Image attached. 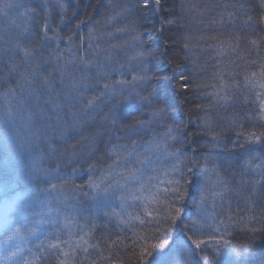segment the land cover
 <instances>
[{"label":"trees","instance_id":"obj_1","mask_svg":"<svg viewBox=\"0 0 264 264\" xmlns=\"http://www.w3.org/2000/svg\"><path fill=\"white\" fill-rule=\"evenodd\" d=\"M4 2L15 0H0V6ZM63 2L69 4L71 12V0ZM132 2L133 0H80L81 6L76 15L71 16L69 12L70 19L64 32L62 26L59 29L60 36L66 35V39L64 37L52 42L45 55L59 43L60 51L65 57L89 58V32L92 33L93 45H119L117 58L122 63L127 61L125 51L131 55L133 49L143 47L149 53V75L154 76L152 86L163 88L167 94V114L163 120L152 123L144 133L132 139L138 141L141 146L138 151L143 152V146L149 140L163 144L170 129V135L176 139L167 140L168 151L181 154V171L174 173L172 159L163 149H159L149 153L150 163L141 180L127 185L128 198L124 201L120 199L121 192L125 191L123 189L97 200H92L91 194L88 197L82 195V191H89L87 188L73 191L71 183L63 189L49 192V177L36 171L37 165L47 168L48 164H41L39 157L30 156L15 141L6 146L0 137V205L9 204L17 196H28L30 204L35 205L31 207L35 212L39 209L44 212L59 209V214L53 212V216L49 217L52 218L50 222L30 240L31 252L25 257L32 264H59V260L64 257L58 250L48 248L47 240L54 241V237L59 235L61 240L74 243L83 234V226L85 231H89V242L99 244L100 252L111 260L104 259L97 251L89 248L87 253L77 250L73 264H91L93 260L98 264H157L162 254L169 258L171 264H176L185 251L181 245H191L188 239L192 235L188 230L191 227L189 217L195 214L194 197L195 202H199L198 188L206 185L210 191L204 208L209 217L207 223L212 227L205 226L199 234V239L206 242L201 246L204 249L201 255L214 259L216 264H223L226 255L233 264H264V232L249 231L251 228H264V195H261L264 192V173L260 169L253 170L255 163L260 162L259 159L253 162V168L245 167L252 157H260L264 148L250 146L251 152L247 147L237 148L230 157L231 164H226L223 159L229 153L221 151L224 146L233 147L232 141L237 139V130L264 131V127H261L264 120L260 119L264 115L260 111L261 104H264V88L260 87L264 84V79L261 78L264 70V44L254 47L249 42L264 36V21L261 20L264 17V0H161L159 7L155 5V0H149L147 8L141 3L134 16H126L121 11L122 6ZM232 5L237 7L234 9ZM9 11L15 16L14 10ZM228 11H235L237 15L228 20ZM221 15L226 18L224 24L210 23L213 18L219 20ZM248 16L255 22V32L244 23ZM131 19L136 21L135 31H116L126 29ZM2 20L3 17L0 16V21ZM81 20L85 23L75 31L73 42H68L69 33L66 31L69 26L74 28ZM51 34L50 32L49 35ZM234 35L241 37L235 51L228 47V43H237L233 39ZM135 37L139 39H134ZM81 38L85 45L83 49L79 47ZM185 43H188L187 48L184 47ZM221 48L224 49L223 52ZM170 69L175 70V79ZM181 74L186 79L180 80ZM224 85L229 87L224 88ZM7 86L15 87L16 80L10 78L5 87H0V114L4 111L2 94ZM217 92L221 96L227 95L228 100L218 102ZM206 120L211 122L214 131L205 126ZM233 120L237 124L230 127ZM240 124L244 126L243 129L239 128ZM2 127L4 125L0 119V128ZM94 131V127H89L83 130V134L89 136ZM214 134L218 137L217 141L212 140ZM110 135L112 144L131 143L126 138L117 141L118 135L123 136L118 130ZM108 138L109 134H105L101 147L108 143ZM239 139L242 140L243 137ZM206 158L208 168H212L214 162L221 165L216 174L206 173L201 167ZM80 163L65 159L61 162L60 171L62 174H71L73 167L80 168ZM97 171L99 172V166ZM217 174L228 182L231 189L224 199L213 197L212 194L218 190L214 187ZM113 179L119 180L120 177L114 176ZM175 179H180L187 193L183 200L170 191L174 185L168 182ZM256 180L260 183L254 185L253 181ZM86 183L87 173L77 172L75 184ZM141 183L145 186L143 189L140 188ZM253 187L255 194L251 192ZM165 188L169 189L167 193ZM149 190L159 193V203L149 206L150 210L158 211H153L152 217H145L142 210L144 201L133 199L132 194L148 195ZM174 207L181 208L182 214L173 221L169 216V208ZM137 215L145 219L144 225L130 219ZM229 215L233 220L228 222L225 232L219 221H227ZM129 220L130 223L121 222ZM26 224L27 231L33 227L31 219ZM216 227H219V231L215 230ZM225 240L230 242V249L224 247ZM41 241H45L43 246ZM152 244L157 247H150ZM218 245L220 256H216L215 252ZM240 245H245L247 250H242L241 257L237 259L232 253ZM61 248L69 250L64 243ZM199 264L205 262L201 260Z\"/></svg>","mask_w":264,"mask_h":264},{"label":"snow or ice","instance_id":"obj_2","mask_svg":"<svg viewBox=\"0 0 264 264\" xmlns=\"http://www.w3.org/2000/svg\"><path fill=\"white\" fill-rule=\"evenodd\" d=\"M141 3L147 8L149 0H133L132 3L122 6L121 11L126 16H134L135 10ZM160 4L161 0H155L157 7ZM71 6L73 9L71 12L69 4L63 0H15V2H4L0 6V16L3 17L0 21V87H5L10 78L16 80V86H7L2 94L4 111L0 114V119L4 127L0 128V137L3 138L6 146L9 142L15 141L30 156L39 157L41 164H48L47 168L37 165L36 171L43 172L49 177L47 181L50 185L49 192L63 189L71 183L73 191L87 188L89 191H82V195L88 197L91 194V199L97 200L102 196L114 195L116 191L123 189L125 191L121 192L120 199L124 201L128 198L127 185L139 182L145 175L150 163L149 153L163 149L173 161L172 171L174 173L181 171V154L177 151H168L167 140L176 139L175 136L170 135V129L163 144L149 140L143 146V152L138 151L141 147L138 141L132 139L144 133L152 123L164 119L167 114L168 97L163 88L152 86L154 76L149 75V53L143 47L133 49L131 55L125 51L127 61L122 63L117 58V53L120 51L119 45L111 44L110 47H102L99 43L93 45L92 33L89 32L87 44V49L91 50L89 58L80 56L69 59L60 51L59 43H56L55 48L45 55L52 42L63 39L59 29L68 24L69 12L71 16L76 15L81 6L80 0H71ZM231 7L235 9L237 6ZM9 10H14L15 16L11 15ZM236 15L235 11H228L227 19L231 20ZM225 19V16L221 15L219 20L213 18L210 23L224 24ZM261 20L264 21V17H261ZM84 23L85 21L81 20L75 24L74 28L69 26L68 42H73L75 31ZM244 23L253 32L256 31L255 22L251 16H248ZM135 29L136 21L131 19L126 29L116 31H135ZM50 32L51 35H49ZM108 35L112 36L111 33ZM233 39L237 43L235 45L228 43V47L235 51L239 47L241 37L234 35ZM245 39L248 37L245 36ZM249 42L252 46L259 47L264 44V36L251 39ZM79 47L81 49L85 47L83 38ZM184 47L187 48L188 43H185ZM220 50L224 51L223 48ZM170 71L173 72V79H175V70L170 69ZM261 78L264 79V70L261 72ZM179 79L184 80L186 77L181 74ZM260 87L264 88V84ZM216 96L218 102L228 100L227 95L221 96L219 92ZM260 111L264 114V104H261ZM260 119L264 120V115H261ZM236 124L237 121L233 120L229 126ZM205 126L210 131H214L210 121L206 120ZM89 127H94L95 131L89 136H84L83 130ZM243 127L242 124L239 125L240 129ZM116 130L123 133V136L116 137L117 141L126 138L131 140V143L112 144L110 134ZM105 134H109L108 143L101 147ZM77 136L80 138L77 139ZM236 136L237 139L232 141V148L227 146L221 148V151L229 153L228 157L223 158L226 164H231L230 157L237 148L247 147L249 152L252 150L250 146L258 145L264 148V131L237 130ZM240 137L243 139H239ZM217 139V135L214 134L212 140L217 141ZM65 159L69 162H82L80 168L73 167L71 174H62L61 162ZM257 159L260 162L255 163L253 170L260 169L264 173V153L260 157H252L246 162L245 167L253 168V162ZM213 160L215 161V158ZM220 166L218 162H214V166L208 168L207 158L201 165L206 173L213 174L217 173ZM188 170L191 171V168ZM79 171L87 173L85 185L75 184V176ZM114 176L120 179L115 180ZM168 183L174 185L170 191L175 193L178 199L183 200L187 193L180 179L170 180ZM259 183V180L253 181L254 185ZM144 187L141 183L140 188ZM214 187L218 190L212 193L213 197L221 199L226 198L231 191L228 182L219 178L218 174ZM164 191L167 193L169 189L165 188ZM198 191V203L195 202L194 197L195 214L189 217L191 227L188 230L192 235L188 239L191 245H181L185 251L182 252L176 264H199L201 260L205 264H216L214 259L210 260L208 256L201 255L204 251L201 246L206 242L199 239V234L205 226L212 227V225L207 223L209 217L204 208L210 189L205 185L198 188ZM251 192L255 194V187L251 189ZM261 195H264V192ZM132 198L144 201L142 210L145 217H152L153 211H158V209H149L150 205L159 203L158 192L149 190L148 195L132 194ZM53 212L59 214V209L37 212L36 214L41 217L38 223L44 224V217L53 216ZM181 214V208H169V216L173 221L179 219ZM130 219L138 221L140 225L146 222L139 215ZM251 219L250 217L249 220ZM232 220L233 217L229 215L227 221H219V224L224 226L225 232L228 222ZM121 222L130 223V220ZM65 227L68 228V225L65 224ZM9 228L10 230L4 234L3 264H32V261L23 255L24 248L21 244L17 243L12 250H9V241L27 239L20 228L11 226ZM215 230L219 231V227ZM81 231L83 234L74 243L61 240L59 235L54 237V241L45 238L47 247L58 250L64 257L59 260V264H73L76 251L82 250L87 253L89 248L97 251L104 259L111 260L110 257L103 256L99 244L89 242L87 239L89 231H85L83 226ZM249 231L264 232V228H251ZM28 232L31 236L37 235L35 228L28 229ZM69 232L71 233V229ZM62 243L68 245V251L61 248ZM112 243L114 245L115 241ZM44 244L45 241H41V246ZM150 247L156 248L157 245L152 244ZM224 247L230 249V242L225 240ZM242 250H247L245 245H240L232 254L239 259ZM28 251L31 252V249ZM215 252L216 256L221 255L219 245L216 246ZM91 264H98V262L93 260ZM157 264H171V262L162 254ZM223 264H233V261L226 255Z\"/></svg>","mask_w":264,"mask_h":264},{"label":"rangeland","instance_id":"obj_3","mask_svg":"<svg viewBox=\"0 0 264 264\" xmlns=\"http://www.w3.org/2000/svg\"><path fill=\"white\" fill-rule=\"evenodd\" d=\"M65 28L66 26L63 25L62 26L63 32ZM62 37L63 38L65 37L66 39V35L63 36L62 34ZM8 203L9 204L6 203V205L4 204L0 205V264H3L4 234L10 230L9 226L20 228L21 233L25 237H27L26 240L17 239L14 241H9L8 243L9 250H12L14 245L19 243L24 248L23 255L26 256L29 253L28 249H30L31 247L30 246L31 244L29 245L30 240L33 238V236H31L29 232L26 230L27 228L26 223L29 221V219H31L33 222L32 228H35L38 233L39 231H41L40 229L46 226L48 222H50V220L52 219V218H49V216H45L44 217L45 223L42 225L39 224L38 221L41 219V217L37 215L36 213L44 212V211L39 209L37 212H35L31 208L35 205H31L32 203L30 202V199L28 196L27 197L17 196L11 202H8Z\"/></svg>","mask_w":264,"mask_h":264}]
</instances>
